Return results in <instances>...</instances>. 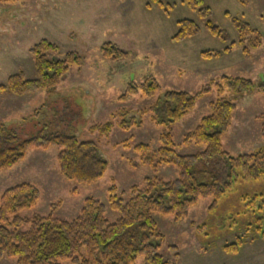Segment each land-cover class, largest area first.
Instances as JSON below:
<instances>
[{"label":"rangeland","instance_id":"374dc122","mask_svg":"<svg viewBox=\"0 0 264 264\" xmlns=\"http://www.w3.org/2000/svg\"><path fill=\"white\" fill-rule=\"evenodd\" d=\"M161 1L164 5H173L168 16L164 8L151 0L0 3V84L18 71L27 78L36 76L29 49L42 39L56 44L55 56L61 58L72 51L81 59L80 65L69 67L54 93L37 91L15 96L0 92V122L16 128L23 138L36 135L42 129L74 134L80 140L96 143L107 161V169L100 179L81 184L60 175L55 146L29 150L23 160L0 173V196L7 188L23 182L39 189L37 205L24 210L23 215L45 216L57 204L55 217L71 220L86 197L107 204V189L112 183L121 193L146 177L174 179L177 170L171 165L161 166L154 172L144 165L133 168L129 163V160L139 161L132 149L134 144L146 143L153 148L159 145L157 138L162 125L151 120L152 112L140 111L161 99L167 91L195 94L221 75L249 78L255 85L263 80L264 0H202L203 6L211 10L213 24L229 34L228 42L210 35L198 14L182 0ZM226 12L260 31L262 43L251 50L250 57L243 55L237 32ZM180 19L196 21L200 32L184 41L172 42ZM232 41L235 43L231 51L219 58L199 56L206 50L222 51ZM105 43L119 48L125 55L117 59L104 57L101 47ZM148 75L154 76L159 84V90L152 96L140 89ZM129 86H136L137 90L129 93ZM231 97L236 108L231 125L221 138L223 148L233 156L252 153L264 145L261 134L264 94L255 91ZM215 99L214 91L203 95L173 124L171 133L178 154H192L202 148L183 144V136L209 113L208 104ZM121 116L126 122L134 118L136 125L127 131L120 129L117 122ZM110 120L113 125L109 133L100 135L90 130L94 124ZM123 141H129L130 148L124 147ZM211 202L210 197L200 198L180 223H174L172 215L154 214L162 235L158 252L166 264H264V237L252 230L261 222L264 231V176L238 178L216 209H209ZM105 215L113 222L118 212L107 207ZM238 240L236 251H225L224 246ZM172 245L179 250L178 259L173 256ZM0 264H15V258L3 257ZM135 264H144L143 258L139 257Z\"/></svg>","mask_w":264,"mask_h":264},{"label":"trees","instance_id":"16d2710c","mask_svg":"<svg viewBox=\"0 0 264 264\" xmlns=\"http://www.w3.org/2000/svg\"><path fill=\"white\" fill-rule=\"evenodd\" d=\"M18 1L0 0V3ZM151 1L164 8L167 16L173 8V5H164L161 0ZM182 2L198 14L210 35L222 42L230 40L225 30L213 24L211 10L203 6L202 0ZM226 15L237 32V43L242 47L243 55L250 57L251 50L262 43L260 31L227 12ZM177 25L172 42L184 41L200 32V27L192 19H180ZM234 43L230 42L222 51H202L199 56L204 59L219 58L229 53ZM57 51L56 44L47 39L34 44L29 54L33 58L36 76L27 78L22 71L13 73L4 84H0V92L15 96L37 91L54 93L69 67L81 64L75 52L68 51L59 58L54 55ZM101 52L111 59L125 55L124 51L110 43L103 44ZM140 89L143 94L152 96L159 90V84L154 76L148 75L144 77ZM136 90V86H129L128 92ZM212 91L216 99L208 104L209 113L185 133L182 140L185 145L194 144L202 148L192 154H178L171 133L173 124L193 108L197 99ZM255 91L264 94V78L255 85L249 78L221 75L195 94L186 91L165 92L161 99L140 111L142 114L152 112L151 120L162 125L157 138L159 145L153 148L146 143L134 144L132 149L139 161L129 160V163L133 168L144 165L154 172L161 166L171 165L177 170L176 177L171 180L146 177L140 184H134L121 193L112 183L107 189V204L86 197L78 214L71 220L55 217L57 204L52 205L50 213L45 216L38 213L25 216L22 214L24 210H31L37 205L39 189L29 182L7 188L0 196V259L13 257L15 264H135L142 257L144 264H166L158 252L162 235L156 227L155 213L172 215L173 222L180 223L200 198L210 197L212 202L209 209L214 210L238 178L246 180L264 176V145L252 153L233 156L224 150L221 142L236 108L231 96L237 98ZM112 125V120L96 123L90 130L104 135L110 132ZM117 125L127 131L136 122L134 118L126 122L121 116ZM45 130L23 138L16 128L0 122V173L23 160L29 150H46L55 146L58 149L57 167L63 178L90 184L104 175L107 161L96 143L80 140L74 134ZM261 134L264 137V122ZM122 144L126 148L131 146L129 141ZM107 207L118 212L113 222L106 218ZM22 226L26 228L22 229ZM254 229L264 237L261 222ZM238 244L239 240L223 248L225 251H236ZM170 249L174 258L178 259L177 246L172 245Z\"/></svg>","mask_w":264,"mask_h":264}]
</instances>
